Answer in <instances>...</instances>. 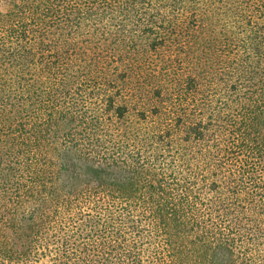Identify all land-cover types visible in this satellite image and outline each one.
<instances>
[{"label":"trees","instance_id":"trees-1","mask_svg":"<svg viewBox=\"0 0 264 264\" xmlns=\"http://www.w3.org/2000/svg\"><path fill=\"white\" fill-rule=\"evenodd\" d=\"M0 264H264V0H0Z\"/></svg>","mask_w":264,"mask_h":264}]
</instances>
